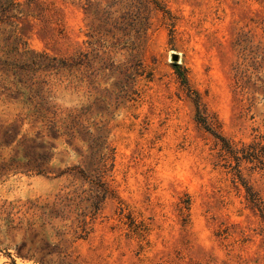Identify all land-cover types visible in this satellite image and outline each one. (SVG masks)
<instances>
[{"label":"rangeland","instance_id":"1","mask_svg":"<svg viewBox=\"0 0 264 264\" xmlns=\"http://www.w3.org/2000/svg\"><path fill=\"white\" fill-rule=\"evenodd\" d=\"M160 1L0 0V264H264L176 74L225 138L264 134V0Z\"/></svg>","mask_w":264,"mask_h":264},{"label":"trees","instance_id":"2","mask_svg":"<svg viewBox=\"0 0 264 264\" xmlns=\"http://www.w3.org/2000/svg\"><path fill=\"white\" fill-rule=\"evenodd\" d=\"M153 4L157 9H159L165 16H167L170 20L173 19L171 11L160 1V0H146ZM134 16L126 21L127 28L135 30L137 32V28L135 23L140 22V20L136 18L137 16H141V6L135 5ZM112 20L114 26L116 25V19L109 17ZM106 21V20H104ZM171 23V26H173ZM118 27V26H117ZM119 29V28H118ZM91 43V42H90ZM88 51H80L76 61L87 62L86 58H88ZM75 61V60H74ZM139 75H143L144 72L147 73L144 66L139 64ZM176 74L178 79L186 91L187 95L190 96L194 102L196 108V121L201 124L205 130L209 131L218 141L220 145L219 157L222 166L228 169V172L232 175V183L236 189L239 191H244L245 199L252 210L257 212L259 216L264 221V200L260 196V194L255 191L249 181L244 177L243 170L248 169L251 172H258L264 175V134H258L254 136L249 141H240L235 143L233 141L225 138L218 130L217 126L207 113L205 107L200 101L199 94L190 87L187 69L179 66V69L176 70ZM243 164H248L247 166H243ZM106 188H103L102 193L96 194V200L92 202V206L97 210L98 205L106 196ZM40 217L46 218L45 211L41 213ZM89 220L86 216H82L78 219V223L76 228L74 229L77 238H84L89 232L88 229Z\"/></svg>","mask_w":264,"mask_h":264}]
</instances>
